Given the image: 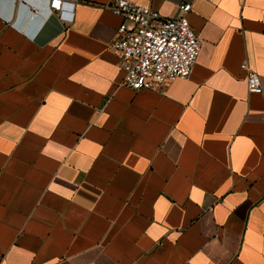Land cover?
Segmentation results:
<instances>
[{
	"label": "crops",
	"instance_id": "1",
	"mask_svg": "<svg viewBox=\"0 0 264 264\" xmlns=\"http://www.w3.org/2000/svg\"><path fill=\"white\" fill-rule=\"evenodd\" d=\"M109 1L0 0V264H264V0H132L192 1L166 95L125 84Z\"/></svg>",
	"mask_w": 264,
	"mask_h": 264
},
{
	"label": "built area",
	"instance_id": "2",
	"mask_svg": "<svg viewBox=\"0 0 264 264\" xmlns=\"http://www.w3.org/2000/svg\"><path fill=\"white\" fill-rule=\"evenodd\" d=\"M79 0H49L52 14L63 22L74 20ZM123 18L112 48L125 72V84L135 91L151 89L167 94L170 83L188 78L198 59L201 41L188 14L192 1L179 6L175 17L165 18L149 6L132 0H110L106 5ZM250 92L261 93L259 74L245 61Z\"/></svg>",
	"mask_w": 264,
	"mask_h": 264
}]
</instances>
